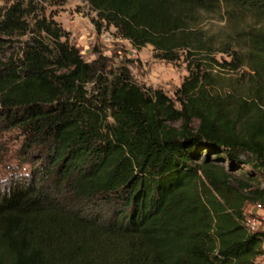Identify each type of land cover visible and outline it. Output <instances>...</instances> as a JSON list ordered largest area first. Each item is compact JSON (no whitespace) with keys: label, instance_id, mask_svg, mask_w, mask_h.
Wrapping results in <instances>:
<instances>
[{"label":"trees","instance_id":"obj_1","mask_svg":"<svg viewBox=\"0 0 264 264\" xmlns=\"http://www.w3.org/2000/svg\"><path fill=\"white\" fill-rule=\"evenodd\" d=\"M85 1L188 75L174 101L105 78L33 0L2 10L0 133L20 132L31 168L0 180V264H258L244 207L264 208V0ZM215 66L250 82L221 94ZM221 158L263 183L235 187Z\"/></svg>","mask_w":264,"mask_h":264},{"label":"rangeland","instance_id":"obj_2","mask_svg":"<svg viewBox=\"0 0 264 264\" xmlns=\"http://www.w3.org/2000/svg\"><path fill=\"white\" fill-rule=\"evenodd\" d=\"M15 0H0V13ZM28 2L30 0H24ZM37 6L45 11L47 17H52L66 32L68 42L73 45L86 62L99 60L100 74L110 79L115 73L125 69L130 77L143 90H161L171 100H175V92L180 87L188 73L182 60L169 63L155 57L151 46L141 49L133 48L127 40L120 38L115 29L97 20L96 14L89 8L85 0H33ZM205 26L218 31L224 26L223 22L213 19L205 21ZM26 37L19 38L24 41ZM231 57L217 55L216 61L230 62ZM221 69V68H220ZM244 68L238 70H219L214 67L217 74V88L221 94L239 93L249 84V77L244 74ZM91 88V86H88ZM264 105V96L262 100ZM261 119H264V106L261 110ZM197 128V122H193ZM23 137L18 130L12 129L0 133V180L13 172H28L31 166L23 163L21 156V143ZM245 158V157H244ZM241 157V159H244ZM220 166L229 169L228 162L221 158ZM235 187L240 183H247L255 187L263 183L262 177L249 166L228 170ZM255 176L250 179L249 175ZM247 191V190H245ZM242 193H246L242 191ZM61 198L69 196L65 191L60 192ZM64 196V197H65ZM258 202H248L244 211L248 217L255 218L257 225L253 230H264V208L258 209ZM264 249V243L262 245ZM258 264H264V254L257 258Z\"/></svg>","mask_w":264,"mask_h":264},{"label":"built area","instance_id":"obj_3","mask_svg":"<svg viewBox=\"0 0 264 264\" xmlns=\"http://www.w3.org/2000/svg\"><path fill=\"white\" fill-rule=\"evenodd\" d=\"M257 207L258 209L263 208L261 205H257ZM245 225L248 229L253 230L257 225V220L255 218L246 216Z\"/></svg>","mask_w":264,"mask_h":264}]
</instances>
